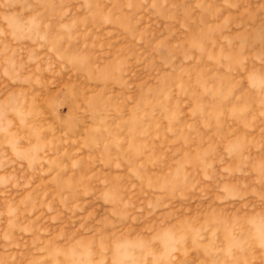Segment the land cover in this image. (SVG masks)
<instances>
[{
    "label": "rangeland",
    "instance_id": "374dc122",
    "mask_svg": "<svg viewBox=\"0 0 264 264\" xmlns=\"http://www.w3.org/2000/svg\"><path fill=\"white\" fill-rule=\"evenodd\" d=\"M0 264H264V0H0Z\"/></svg>",
    "mask_w": 264,
    "mask_h": 264
}]
</instances>
